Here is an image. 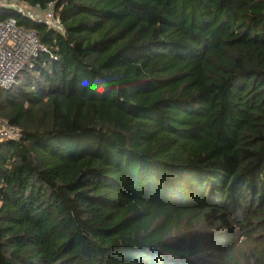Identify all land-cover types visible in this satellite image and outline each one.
<instances>
[{
  "label": "trees",
  "instance_id": "trees-1",
  "mask_svg": "<svg viewBox=\"0 0 264 264\" xmlns=\"http://www.w3.org/2000/svg\"><path fill=\"white\" fill-rule=\"evenodd\" d=\"M22 1L0 264H264V0Z\"/></svg>",
  "mask_w": 264,
  "mask_h": 264
},
{
  "label": "built area",
  "instance_id": "built-area-1",
  "mask_svg": "<svg viewBox=\"0 0 264 264\" xmlns=\"http://www.w3.org/2000/svg\"><path fill=\"white\" fill-rule=\"evenodd\" d=\"M12 14L44 24L58 33L64 32L54 3L41 8L22 0H0V88L5 90L16 85L17 75L22 69L33 67L34 59L47 52L37 33L19 25ZM20 136L17 126L0 118V140H19Z\"/></svg>",
  "mask_w": 264,
  "mask_h": 264
}]
</instances>
